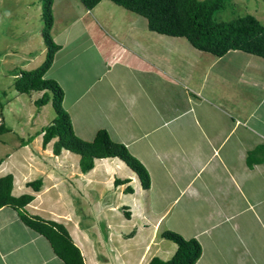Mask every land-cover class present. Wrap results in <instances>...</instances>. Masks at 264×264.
<instances>
[{
	"label": "crops",
	"instance_id": "0c3cea01",
	"mask_svg": "<svg viewBox=\"0 0 264 264\" xmlns=\"http://www.w3.org/2000/svg\"><path fill=\"white\" fill-rule=\"evenodd\" d=\"M42 3L27 0L17 9L19 18L13 24L17 33L11 32L12 44L5 45L0 55H19L22 60L21 67L7 72L12 74L14 88L19 77L16 71L35 69L46 60L44 19L34 31L28 24L31 5L39 10ZM53 11L52 36L61 48L45 76L64 89L63 105L75 133L92 141L100 129H106L113 141L125 144L146 166L151 185L143 188L139 176L118 157L96 158L94 167L83 172L79 154L63 148L56 155L57 138L44 146L43 131L57 112L51 101L39 107L35 104L39 98L30 97V113L47 125L39 144L32 147L21 137L13 144L5 141L2 136L13 127L0 134V178L14 176L12 195H33L26 211L63 224L85 264H129V251L124 252V263L113 245L115 239L124 240L125 250L132 248L131 243L143 244L135 264H148L154 256L147 254L154 245L156 256L168 260L177 244L165 241L162 232L171 229L202 242L205 248L196 264H250L251 257L252 264H264V58L242 50L224 56L199 50L186 37L150 30L146 17L112 0H101L92 9L81 0H54ZM33 36L39 50L31 45ZM15 90L8 101L13 113V99L33 92L43 94ZM49 114L50 118L45 117ZM0 120L4 123L3 113ZM8 144L13 147L2 151ZM127 178L131 181L115 184L116 179ZM38 179L42 185L36 190L30 183ZM212 184L228 185L229 190L210 197L206 187ZM96 185L102 203L91 205L90 213L75 211L69 193L82 198L96 193ZM129 185L134 192L126 191ZM156 187L161 189L155 192ZM105 191L119 201L108 200V206H103L108 199L101 198ZM164 194L173 197L170 208L188 198L203 200L207 212L192 219L190 229L177 228L166 222L170 208H156ZM99 206L100 218L110 216L113 225L105 227L108 238L94 234ZM243 213L260 219L252 229L251 219L248 222L253 245L235 242L236 236L243 240L238 219ZM212 241L216 243L213 247ZM107 252L110 256L115 252L118 260L113 261ZM234 253L237 257L232 260ZM256 256L260 262L256 263ZM0 264L66 263L48 238L6 205L0 208Z\"/></svg>",
	"mask_w": 264,
	"mask_h": 264
},
{
	"label": "trees",
	"instance_id": "16d2710c",
	"mask_svg": "<svg viewBox=\"0 0 264 264\" xmlns=\"http://www.w3.org/2000/svg\"><path fill=\"white\" fill-rule=\"evenodd\" d=\"M43 1V37L47 45L46 60L32 70H18L15 87L21 93L42 91V97L35 101L37 106H43L50 101L57 115L52 124L43 131V145L57 138L53 151L56 155L62 149H68L79 154L80 167L87 172L94 167L96 158L118 157L139 176L143 188L151 185V176L146 166L133 155L123 143L112 140L106 129H100L92 141L80 138L74 131L72 119L64 108V89L53 78L45 75L51 68L55 55L61 48L52 36L54 25V0ZM88 9L94 8L101 0H81ZM148 19L149 29L165 35L186 37L195 48L224 56L231 50H242L264 58V24L253 14L219 22L215 15L225 9L228 0H112ZM52 92V94H50ZM1 114V112H0ZM9 129L0 120V134ZM2 160L0 159V164ZM130 179H116L115 184L130 182ZM14 176L8 174L0 178V208L12 206L18 210L22 220L32 229L42 234L51 242L56 254L66 264H85L80 249L72 242L70 234L63 224L46 220L26 211V206L34 199L31 194L12 195ZM36 190L42 185L38 179L30 183ZM127 192H134L132 186ZM125 214L129 218L130 212ZM162 236L177 244V250L168 260L154 256L148 264H196L203 253L200 241L186 238L182 234L165 230Z\"/></svg>",
	"mask_w": 264,
	"mask_h": 264
},
{
	"label": "rangeland",
	"instance_id": "374dc122",
	"mask_svg": "<svg viewBox=\"0 0 264 264\" xmlns=\"http://www.w3.org/2000/svg\"><path fill=\"white\" fill-rule=\"evenodd\" d=\"M27 3V0H0V55L3 54V47L8 44H12L13 41V36L12 33H17V30L14 28L15 25L14 21L18 20V14L20 13L18 10H21L22 6ZM43 4V3H42ZM22 5V6H21ZM37 6L31 5V19L28 24H30V27L32 28L31 31H34L36 26L38 25L39 21L43 18V9L42 7L38 10L36 9ZM18 9V10H17ZM246 14H253L255 17H257L263 24H264V0H228L227 6L225 9L221 10L215 15V19L219 22L222 21H229L235 18H238L240 16L246 15ZM22 19L19 20L21 22ZM27 22V21H26ZM24 22V24L26 23ZM11 25V26H10ZM12 32V33H11ZM34 37V36H33ZM12 38V39H11ZM38 39L35 37L31 39V45L36 47L38 50ZM192 45V44H191ZM18 46V44L16 45ZM193 46V45H192ZM194 47V46H193ZM195 48V47H194ZM22 60L20 59L19 55H14L8 58H0V112L1 114L3 113V118H4V123L8 127H13L14 129L8 133H5L2 138L5 141H9L13 144V140L19 141L18 137H21V141H25L30 144V146L35 147L36 145L39 144L41 141V133L42 130L45 126L49 125V123L44 124L45 121L40 120L39 118L35 119L36 113H30V109L33 108L28 101H30V97H42V94L39 92H33L30 94H22L20 97H23V101H21L19 98H15L12 101L13 108L16 109V112H10L9 107L10 104L8 101L11 99L13 96L11 92L15 91L14 84H12L13 77L12 74L8 73V69H13L15 67H21ZM16 82V81H15ZM5 92V94H4ZM75 93V91L73 92ZM24 102V104H23ZM39 107H37L38 109ZM51 109V108H49ZM20 113L22 114L20 116ZM47 118H50L51 115L45 116ZM44 117V118H45ZM13 146L11 144H8V146L4 147L2 151L7 150L9 151ZM6 154V153H4ZM2 154V157L4 156ZM252 168L253 165H251ZM150 173V172H149ZM208 182L214 183V179H206ZM172 183V182H171ZM171 185V184H170ZM67 186V185H66ZM135 186V184H133ZM95 192L92 194H84L82 198L78 195H74L72 193H69V198L71 200V203L73 205H76V210L73 208L75 211H85L87 213L89 212V208L91 205L95 203L96 206L100 205L99 203H102L101 201L99 202V186H95ZM231 187V186H230ZM102 188H106L105 185H102ZM67 188H65L66 190ZM161 187H156L155 192L160 190ZM175 190V185L171 189V192ZM228 185H223V186H216L214 184L209 185L206 187V191L208 192L207 195L210 197H213L217 193H225L228 191ZM170 192V193H171ZM88 195V196H87ZM155 193L152 194L154 198ZM105 196L104 198H108L104 200V205L103 206H108V200H114L117 202L119 201L117 196H113L112 192H104L101 198ZM163 199L159 203H155L156 208L158 210H166L168 206H170L171 201L173 200V197H169V194H164ZM205 202L203 200H195V199H188V198H183L179 203L176 205H172L170 210L166 212V222H171L172 224L174 223L177 228L181 229H190L188 223L196 218L199 217L201 214L207 212L208 205H204ZM211 204L214 205L215 202L211 201ZM158 206V207H157ZM102 206H99V208H95V210L98 209L95 213L97 214V217L100 218L102 210ZM259 209H262V206L259 207ZM94 211V210H92ZM251 214L250 213H243L241 216L238 218L240 224H242V228L239 230L240 235L243 237L242 241H239V237H235V242L239 245L244 244V241H247L249 244L253 245L254 240L251 238L252 234L249 232L250 230V224L248 222L251 219ZM108 218L110 216H107ZM70 218L75 221V218H72L70 215ZM108 218H100V219H95V226H94V234L95 236L98 237H105L108 238L109 233L106 232L107 228L105 227H110L113 226L110 223V220ZM137 220L141 221V219L137 218ZM114 221V220H113ZM165 222V223H166ZM252 222V227L251 229L256 226L257 224H260V219L255 217L251 219ZM194 226V225H192ZM140 227V226H138ZM193 228V227H192ZM172 230V229H171ZM183 235V234H182ZM184 236V235H183ZM161 238L160 236L157 237L156 241H160ZM113 245L117 248L116 251L119 253L120 259L123 260L124 263V252L129 251L128 258L130 259L129 264H135L136 261H138V257L140 254L144 251L143 249V244L140 243L138 245H132L133 243L130 244L132 248L125 250V246L123 244L124 240H118L115 239L113 240ZM168 243H174L170 240L165 239ZM220 242V241H219ZM215 242H210V245L213 247ZM202 244V242H201ZM109 244L107 246V251H109ZM156 245L153 246V248L149 251V254L147 256H156ZM202 247L204 245L202 244ZM113 250L114 247L112 246ZM129 248V247H128ZM111 252V251H110ZM109 252V253H110ZM108 254V252H107ZM108 257H111L113 261H116V255L115 252L111 253V256L108 254ZM126 257V256H125ZM237 257V255L234 253L231 255V259L234 260ZM107 258V257H104ZM171 258V257H170ZM230 259V260H231ZM238 259V258H237ZM253 257L249 258L250 264H252ZM127 261V260H126ZM260 262V259L258 256H256V263ZM127 264V263H126Z\"/></svg>",
	"mask_w": 264,
	"mask_h": 264
},
{
	"label": "bare ground",
	"instance_id": "6f19581e",
	"mask_svg": "<svg viewBox=\"0 0 264 264\" xmlns=\"http://www.w3.org/2000/svg\"><path fill=\"white\" fill-rule=\"evenodd\" d=\"M255 196V195H254ZM128 213V212H127Z\"/></svg>",
	"mask_w": 264,
	"mask_h": 264
}]
</instances>
